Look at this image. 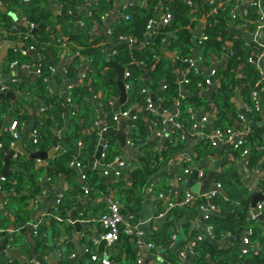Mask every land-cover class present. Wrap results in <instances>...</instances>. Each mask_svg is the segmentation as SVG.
<instances>
[{"label":"trees","instance_id":"trees-1","mask_svg":"<svg viewBox=\"0 0 264 264\" xmlns=\"http://www.w3.org/2000/svg\"><path fill=\"white\" fill-rule=\"evenodd\" d=\"M54 2L57 4L59 14H55L50 10L48 2L45 0H16L8 5L9 10L18 12L20 17L36 26L45 25L46 29L24 40L26 47H35L39 51L41 60L36 64V67L42 65V74L26 88L19 89L17 84H8L13 91H21L22 95L16 101L9 98L0 99V122H3L5 117L12 113L13 119H17L19 127L23 128L30 121V108L40 103L42 108H45L40 112L39 107L41 105L36 108L41 117L35 125V128L40 131V138L37 143H34L29 133H27L26 139L30 141L28 142V149L31 152L48 151L53 147L57 132L66 127L65 113L69 110L70 114V128L60 138V144L64 149L55 158H50V164L45 168L36 167L35 162L37 159H25V163L32 172L29 180H25L26 184H21L23 174L18 175L20 180L18 179L17 183H11L8 181L9 178L3 183L4 191L11 188L17 190V194L10 195L9 198L16 216V225L22 229L28 225L29 207L33 202H37V196L44 189L40 180L44 174H47L50 181L55 180L60 175H65L72 185L69 193L63 195L61 204L54 207L59 214H64L66 210L78 205V196H84L83 193L88 194L87 197L90 195L95 198L97 191L105 190L109 186L104 177V169L89 170L86 173L84 182L80 183L77 168L70 163L72 160L78 159L86 165L85 162L88 161L86 153H83V155L76 154L78 141L84 138L79 117L84 118L86 125L90 119H93L94 124L98 120L96 110L89 114V111L94 109L92 103L94 97H97L96 99H99L105 107H108L110 102L120 95V89L117 85V72L115 70L104 72L107 66L105 51L97 46L99 41L92 38L94 29L103 24V17L107 14L110 15L116 9V1L100 0L92 3L89 10L82 11L78 16H74V12L73 14L70 13L71 10L76 8L77 0H55ZM145 2L146 4L143 3L140 6L128 7L125 13L130 16V19L118 18L110 27L113 40L118 42L121 37H131L133 41L132 45L127 42L121 43L116 48L117 53L111 58L114 64L131 72V77L128 79L131 84L129 102L124 108L131 106L145 108L144 114L146 113V117L149 118L146 119L137 115L136 119H131L128 122V136L140 149V166L132 172V185L130 187L126 185L127 178L120 180L116 186L119 196L121 194H131L133 197H130V200H137V204H140L145 197L144 189L151 182H153L151 187L154 195L159 193L171 194L169 189L175 173L168 165H170L175 155L185 147L188 133L185 129L192 130L196 123L195 115L190 111V108L194 110L206 105L203 98L197 96V94L201 92L199 84L204 83L208 77V72L204 67L210 65L214 55L229 54V62L227 69L219 68L217 70L218 77L222 78V85L213 94L218 113L212 125H208L209 127L226 128L232 126L239 115L234 105V97L241 85V95L244 96L245 103L249 105L252 103V91L255 89L256 84L261 82L264 85L263 76L257 65L250 62V58H253L262 49L257 44L249 43L242 32L235 30L233 27L236 25L242 27L246 24L248 30L254 32L255 26L249 25L247 21L259 19L260 13L257 7L247 4L245 9L250 12L249 16L246 18H233L232 10L235 7L236 0H146ZM165 3H167L165 11H171L173 15L172 21L169 26L159 28L157 34L152 36V39L145 44L149 21L155 20L156 14L164 7ZM215 8L217 9L216 12H214ZM240 11L244 10L241 8ZM77 19L83 21L82 27H76L75 22ZM199 19H206L204 35L202 36L206 39H203L201 44H197L198 56L202 58L201 66L197 72L193 71L186 75L188 68L186 60L194 57L193 51L196 48V43L193 31L198 26ZM3 25L10 28L11 17L0 11V27ZM27 31L28 28L22 26L18 30H13V35L17 36L18 33ZM170 32L173 33L171 37L169 36ZM166 40H169L167 45ZM64 44H69L74 47L76 52H80L81 56L91 59L86 79L83 83H77L69 91V94L67 92V97L61 91L58 93L53 92L50 83L53 80L58 85L64 82V84L73 82L77 77V67L82 59L81 56L76 55L71 58L69 63L65 64L64 78L57 69V64L61 61ZM167 51L176 53L175 60L167 56ZM16 58L17 56H14L13 60ZM20 63L23 62L20 61ZM54 67L56 73L53 75L51 70ZM179 73L189 80V84L184 87L183 98L180 97L182 88L179 84ZM240 74H242L241 78ZM47 77H51L48 82L45 81ZM144 90H148L149 93H143ZM153 90H156L154 104L158 108L154 112L147 109V97L151 94L154 95ZM67 98L71 99L73 107L67 102ZM178 101L180 114L176 118L183 123L184 129L183 131L173 129L175 138L172 142L166 143L164 147H160L158 138L152 134H156L164 128L162 122L167 116H164L161 110L166 109L168 113H172ZM73 111H75V114H73ZM250 115L254 117L260 115V113H250ZM148 120H151L152 123L149 124ZM111 123V126H114L115 122L112 119ZM249 123L252 126V132L247 135L248 145L254 147V151H252L254 154L250 157V166H254L262 157L264 149L257 151L253 143L264 147V130L250 120ZM150 137L153 138L150 139ZM99 138L98 129L97 131L95 129L88 137V148L86 150L88 153H94ZM14 141L15 139L9 128L0 134V143L2 144V149L0 148V169L4 166L2 150H9ZM117 141L114 136L110 137V146L104 162H111L119 156L122 149L119 148ZM12 163L14 164V162ZM17 163H20V161L16 160ZM230 174L232 175L231 178L225 180L223 184L229 195L226 197L221 192L217 194L214 203L218 205L219 210L213 213L209 219V222L214 225L215 236L212 241L203 239L194 248V252L199 254L197 263L205 264L207 261L206 256H211L214 262L221 261L222 264H264V222L260 218H252V194L243 185V180L240 179L236 171ZM156 176L160 177L159 182L154 181ZM85 185L89 187L88 193L84 190ZM261 185L264 190V179ZM184 195L185 192L181 191L177 196L178 200H182ZM202 202L203 200L200 199L192 206L181 205L177 202L175 206L168 210V215L165 217L160 231L154 233L152 237L148 235V240L155 242L157 246L166 243V237L168 239L171 237L169 231L175 225L176 217L185 215L187 219H190L199 216ZM154 204L157 206V210H155L157 215L168 208V201L164 198L154 200ZM10 222V218L2 214L0 210V228H8ZM247 228L253 229V233L250 234L253 247H251L249 253H242V246L237 240L234 241V246L229 250L225 247H219V243L225 239L224 237L238 235ZM46 229L47 227L44 225L39 226L37 252L41 260L48 251V246L44 241ZM129 237L132 236L122 233L120 240L116 243H120ZM157 238L161 239L157 240ZM66 244L72 245L71 242ZM64 246H66L65 243L61 247ZM254 247H260V251L255 252ZM69 256L62 263L68 262L70 260ZM118 258L121 259L119 256ZM118 258L115 256L116 260H111L112 264H119V262L122 264ZM0 264L22 263H19L18 259L15 258L12 261H6L0 255ZM134 264H138V261H135Z\"/></svg>","mask_w":264,"mask_h":264},{"label":"crops","instance_id":"crops-1","mask_svg":"<svg viewBox=\"0 0 264 264\" xmlns=\"http://www.w3.org/2000/svg\"><path fill=\"white\" fill-rule=\"evenodd\" d=\"M19 1H30V0H19ZM116 2V9L114 12L110 14V16L107 18L105 24L97 26L94 31L92 32V38L97 39L99 41L98 45L100 48H102L105 51L106 56V62L107 66L104 70H114L109 65L114 64L111 60L112 56H114L117 51L116 48L123 42L115 41L109 34L110 27L112 23L117 20L118 18H124L125 11H127L128 7H134V6H140L141 4H146V0H115ZM93 3V0H77V6L75 9L71 10L70 13L74 16H78L82 11H87L90 9L91 5ZM7 4L6 9L7 12L2 11V5L0 1V11L3 13H13L17 18L14 19L11 16V27H5L4 25L0 27V57H2V62L0 63V83L2 84H9V83H15L19 87V89L26 88L29 84L34 83L39 77L35 75L33 72L25 71L21 68H17L15 70L10 69L9 65L13 61H22L23 63H29L31 65H35L38 60H40V53L37 50H34V54L27 53L28 58L23 54V51L21 48H19V44L22 46H26L24 44V40L21 37L22 33H18L17 36L13 35V30H18L20 27L26 25H23L22 23L27 24V20L23 17H20L18 12H14L12 10H9V5ZM166 4H164V7L161 9L166 8ZM49 9L51 5L48 3ZM53 6L57 7V4L53 2ZM58 9V7H57ZM160 9V10H161ZM51 10V9H50ZM217 9H214V12H216ZM54 12V11H53ZM57 12H54L55 14H59ZM264 12V10H263ZM163 16V14H162ZM162 16H160L159 20L155 21L159 23ZM81 20L77 19L75 24L76 27H80L79 22ZM206 23V19H199V24L196 28H194L193 36L196 43V48L194 49L193 56H198V47L197 44H199V39L204 35V24ZM200 28H202V34L198 37H195L194 32L198 31ZM158 31V27L154 28ZM21 32V31H19ZM251 37L252 35L249 34ZM169 36H173V33H169ZM152 39L151 34H147L145 38V44ZM250 41V40H248ZM169 42V40H166V45ZM261 42V41H260ZM129 43V42H127ZM263 45V41L261 42ZM130 44V43H129ZM8 45V46H7ZM131 45V44H130ZM167 56L170 59L175 60L176 53L175 52H166ZM168 54H173V58L170 57ZM77 55L76 50L74 47L68 45L64 46L63 52L61 54V61L59 64H57V69L61 73L65 75L63 72L65 64L71 60V58L75 57ZM17 58L13 60V57ZM24 59V61H23ZM82 62L77 67V77L74 79L73 82H68L67 84L61 83L60 85L54 83V80L50 83V86L52 88L53 92H63V94L66 97V86L69 83H73V85L77 83H83L84 80L87 77V69L89 66V63L91 59L81 56ZM228 62L229 59L227 57V54L225 55H214L211 63L209 66L204 67V69L208 72H210L213 69L218 70L220 69H227L228 68ZM118 66V65H117ZM36 67V66H34ZM261 68L262 73L264 74V60L261 62ZM123 69V68H122ZM124 73L126 69H123ZM178 70V69H177ZM178 72H180L178 70ZM208 72V74H209ZM10 74H17V76H11L7 77V75ZM179 76V74H178ZM242 74H240L241 78ZM65 78V76H64ZM118 78V73H117ZM124 78V75H123ZM180 79V76L178 77ZM147 81V80H146ZM242 87V85H241ZM240 87V88H241ZM220 87L217 84H214L210 86L208 89L200 92L201 95H198L203 98V100L206 102V105H203V107L195 109V118H196V124L198 125L197 128H194V130H187V136L185 140V147L182 149V151L178 152L175 157H177L178 164H181L182 166L190 165L192 166V171L194 169L202 170L205 173V177L202 180H206L211 173L213 172V181L210 183L208 187V191H212L213 187L216 185V183H221L222 189L228 193L226 188H224L223 184L224 181L231 178V172H237V175L240 177V179L243 180V185L247 187L250 190V193L252 196L256 193H263L264 190L262 189V181L264 179V153L262 157L259 159V161L254 165L250 166V163L247 165L246 162L243 160V158L235 151L232 150L229 144H221L216 147H211L210 143L205 137L206 132H210L213 127H209L208 125H212L214 119L217 117L218 110L215 106L214 100H213V94L219 89ZM238 89L235 93L234 97V105L237 108V111L244 112V106L245 101L243 99V95H241V89ZM264 88V87H263ZM126 90V89H125ZM127 91V90H126ZM17 95V100L22 95L21 91H12ZM128 93V100L119 105V111L124 109H129L130 111L136 110V115H140L147 118L146 113L144 114L145 108H138L131 106L129 108H124L128 102H129V92ZM149 91L147 90V94ZM152 93V92H151ZM154 95L151 96L152 100H154V96L156 94V90H153ZM148 96V97H149ZM97 97H94L93 108L92 111H89V114H92L93 110H96L97 112V119L99 122V126H96V122L93 124V119L87 121L88 124L86 125L84 123V118L82 116L79 117V123L82 126L83 129V135L84 138L80 139L78 141V148L76 150L77 155H83V153L87 154L86 159L88 160L85 162L86 165L82 169H78V179L80 183H83L84 180L81 178L83 174H86L89 170L93 169H104V160L102 159V162L100 160H97L93 167H90V161L88 159L89 156H94L97 153V148L101 140V133L98 145L96 146V150L93 154L88 153L86 150L88 148V137L95 131L102 130L103 125H108V122L111 123V119L114 113L117 111L114 110L115 105L119 102L120 95L114 100L110 102V105L108 107H105L99 99H96ZM96 99V100H95ZM41 104L37 103L33 108H30V121L26 126H23V128L19 127L20 130V136L19 138L12 143V146L9 148V150H2L3 152V158H4V166H5V157L6 155L10 154L11 151H13L12 157L9 161V169L12 171V175L5 176L11 183H17L18 179L20 180L19 176L20 174H23V177H21V184H26L25 180H29V178L32 175V172L28 168V165L25 163V159H31L28 155L25 154V151H29L28 149V142L26 139L27 133L32 131V129L35 128L36 123L41 119L40 113L36 111V108L39 107ZM42 108L39 107V112ZM154 112L153 110H150ZM175 112V108L173 109L172 113ZM82 113V112H81ZM69 110L65 113L66 116V127L62 130H59L57 132V135L59 136L58 141V147L56 150V154L54 157H49L46 159H37L35 162L36 167H47L48 164H50V158H55L56 155L61 152L64 147L62 144H60V138L64 135L65 131L70 128V122H69ZM85 116V114H84ZM92 116V115H91ZM208 118V122H203L201 119L203 117ZM259 116H262L261 118H258ZM248 119L253 122V124H256L260 128L264 130V114L255 115L252 117L251 115H248ZM14 120L12 117V113H9L3 122H0V134H2L5 130L9 128V125L11 121ZM131 118H129V121ZM210 122V124H208ZM148 123L151 124L152 121L148 120ZM156 125V124H155ZM121 126V120L120 123H114V126H111L112 129H119ZM109 128V129H111ZM153 136H156L159 140L160 147H164L166 143L172 142V140L175 138V133L173 130V127L171 125L166 127V130L161 135L152 134ZM110 137L107 138V140L110 142ZM153 137H150L152 139ZM129 136L127 137V140H129ZM128 142V141H127ZM117 144L119 148L122 149L120 151L119 156L127 161V167L126 170H124L123 175L121 178H115L112 175H106L104 173V177L106 178V182L109 184V186L105 190L97 191V196L95 198H92L90 195L87 197L88 194H84V196H78L79 202L78 205L66 210L64 214H59L58 210L54 208L56 206V199L60 194L67 195L69 191L72 189V185L69 182L68 178L65 175H60L55 180H51L47 177V174L43 175L40 180L42 185L44 186V189H46L47 194L45 196H42L37 202H33V204L29 207L30 209V218L28 221V225L26 228L22 229L20 226L16 225V216L14 214V211L12 209V204L10 202V195H16L17 190L15 188H11L9 190H3L0 191L3 193L4 198L0 197V210L1 213L6 215L10 218L11 222L8 228H0V255L6 259V261H12L14 258L18 259L16 257H12L9 254V249H19L22 253L26 254L27 260L26 261H19V263H26V264H36L34 261H37L40 264H51L52 261H55L56 264H69L70 261L75 257V255L79 254L78 260L76 264H100L99 260L92 259V254H98L100 257L102 255L109 256L111 260H116V258L121 257L119 259L122 264H134L135 261L137 262L140 257L144 259L143 264H176L177 262L181 264H198L197 263V257L199 256L198 252L194 253L190 250V244L191 241L194 240L197 236H201L204 240L212 241V239L208 235V231L206 228V222L203 219V215L195 216L190 219H187L186 216L182 215V217H176L175 219V225L170 229L169 233L170 236L169 239L166 237L167 242L164 244L156 245L155 248H142L141 255L139 254L140 248L137 242V239L135 236L129 237L125 240H123L120 243H116L113 246H107V244H103V240L99 241L100 235L103 233V227L99 221V217L101 214H103L104 211L108 210V197L114 196L115 199H117L121 204V210L123 215L125 216V219L128 222H131L132 224L136 225L140 229H142L146 233V240H148L149 237H152V235L156 232H159L161 227L163 226L165 217L168 215V208L166 211L165 216L159 217L154 208V201L150 196L149 188L151 187V184L148 187L144 189V198L141 200L140 204H137V200L132 199L130 200V197H133L131 194H121L119 196L118 194V188L116 186L120 182V180L127 178L126 185L130 187L132 185L131 175L132 172L140 166V149L135 143L133 142L134 146H136L135 149H129V144L127 143V146L125 148H122L118 141ZM257 151H262L264 147L258 146L257 143H253ZM54 147V145H53ZM53 147L50 149L52 150ZM2 149V146L0 147ZM48 150V151H50ZM252 151H254V147L252 146ZM254 153H251V155ZM16 160H19L20 163L16 164ZM14 162V164L12 163ZM82 162V161H81ZM2 167V169L4 168ZM169 168H171L174 173L175 177L172 179L171 182V188L170 193H174L173 196H177L181 191L185 190V186L188 180L184 181L181 180L179 177L181 175V169L180 166L176 167L171 165H168ZM0 169V170H2ZM82 170V171H81ZM191 171V173H192ZM229 171V172H228ZM190 173V174H191ZM188 175V178L190 176ZM154 181L159 182L160 177H154ZM199 182V183H202ZM107 191V192H104ZM41 194V193H40ZM229 195V194H228ZM172 201L177 203L176 200H178L177 197L173 198ZM228 197V196H227ZM180 201V200H178ZM169 204V202H168ZM253 208V206H252ZM79 209V210H78ZM76 211V217L80 221H84L85 224L82 227V231L80 233V237H78V232L76 230V227L73 225L71 220V215L73 212ZM264 222V220H263ZM39 224V226L44 225L47 227L46 232L44 233V241L46 242L48 246V251L46 252V255L43 256V260H41L38 257V234L34 233V226L35 224ZM245 229L242 231V233L235 235V236H229L224 237L220 243V248H227V250L231 249L232 246H234V241L237 240L238 243L242 246V239L246 231ZM176 235V238L173 240V235ZM151 235V236H150ZM238 236V237H237ZM98 239V242L96 240ZM161 238H157V240H160ZM203 241V240H202ZM71 242L72 245H67L66 243ZM153 242V241H149ZM65 243L66 246L63 248L61 247ZM155 243V242H154ZM78 247L81 248V251L78 252ZM112 249V251H111ZM255 252L260 251V247H254ZM183 250V254H182ZM40 253V252H39ZM136 254V257H135ZM70 255V256H69ZM69 256L70 260L66 263H62L63 260H65ZM206 263L205 264H222L221 261L214 262L211 258V256H206ZM119 264H121L119 262Z\"/></svg>","mask_w":264,"mask_h":264},{"label":"built area","instance_id":"built-area-1","mask_svg":"<svg viewBox=\"0 0 264 264\" xmlns=\"http://www.w3.org/2000/svg\"><path fill=\"white\" fill-rule=\"evenodd\" d=\"M100 0H93V3L98 2ZM191 4V3H190ZM250 5V6H255L257 7V9H259V13H260V17L257 20H248L247 23L249 25L255 26V30L254 32H251L250 30H248L247 25L244 24L242 27L239 26H233L235 28V30L237 31H241L242 34L246 37L248 36L249 38L246 37L249 43L252 44H257L259 45V48H261L262 50H260V52L256 53L253 58H250V62H253L254 64L257 65L258 70L260 71L261 75L263 76L262 81H264V74L262 73V68H261V62L264 60V45L261 43L263 41L264 43V0H236V4L235 7L232 10V16L233 18H238V17H242V18H246L249 16V11L245 9L246 5ZM242 8V10L244 11H240ZM110 15L107 14L105 17H103V24H105L107 18ZM173 15L171 13V11L166 10L163 13V16L161 18V20L159 21V23H157L155 20H150L149 24L147 26V34H151V36H155L157 34V30H155L154 28H156V26L159 28L161 27H167L170 25L171 21H172ZM124 19L125 20H129L130 16L128 14L125 13L124 15ZM28 25L30 27V29H34L37 26L28 22ZM80 27L83 26V21L81 20L79 22ZM109 34L111 35V31L109 30ZM251 34L252 37L249 35ZM31 36L30 34V30H28L27 32L21 34V37L23 40L28 39ZM206 39V37H202L199 41V44H201L202 40ZM119 41L121 42H129L131 45L133 44V41L131 39V37H121L119 39ZM261 41V42H260ZM69 45V44H68ZM67 44H64L63 46H68ZM29 50H34V47H29ZM231 50V48H229ZM23 54L26 55L27 51L22 50ZM229 51V50H228ZM77 55L81 56L80 52L77 51ZM227 57L229 58V54H227ZM201 61L202 58L200 56H196L193 57L191 59L186 60L187 64H188V68L186 70V75H188L191 72H197L198 69L201 66ZM10 69H17V68H21L25 71L28 72H33L35 75L37 76H41L42 74V65L40 64L38 67H32L29 64L26 63H20L18 61H13L10 65H9ZM52 74L54 75L56 73V68L54 67L51 70ZM209 72V71H208ZM217 70L213 69L209 72L207 79L205 80L204 83L199 84V88L201 89V92L208 89L210 86L217 84L219 87L222 85V78L218 77L217 75ZM131 77V72L126 69L125 73H124V78H123V82L125 85V89L129 92L131 90V84L128 81V79ZM51 77H47L45 79L46 82L49 81ZM179 84L181 86V91H180V97L183 98L184 97V92H185V85L189 84V80L187 77H183L181 76V78L179 79ZM13 84V83H12ZM15 84V83H14ZM76 86L75 84L73 85V83H69L66 86V94L71 89H73V87ZM264 85L261 84V82H258L255 86V89L252 91V103L249 104H245L244 106V112H240L238 115V118L234 121V123L232 124V126H228L226 128H216L213 127L212 130L210 132H206L204 135L206 137V139L208 140V142L210 143L211 146L216 147L218 145L221 144H229L230 147L232 148L233 151L237 152L242 158L243 160L246 162V164L248 165L250 163V157H251V153H252V147L249 146L248 144V140H247V135L250 134L252 132V126L249 123V119H248V115H250V113H260V114H264ZM9 91H13L8 84H2L0 83V94H6ZM143 93L147 94V90H144ZM67 97V95H66ZM161 100V99H160ZM67 102L70 103L71 107H73L72 105V101L70 98H67ZM147 109L153 110V111H157V107L154 104V100H152V98L149 96L147 97ZM179 106V101L176 102V106H175V112L171 114V116L168 118L166 117L165 119H163V125L164 128L160 131L157 132L158 135H161L162 133H164V131L166 130L167 125H171L173 127V129H177L180 131H183V123L180 122L176 117L180 114V110L178 108ZM45 108H41V110H44ZM162 113L164 114V116L168 113V111L166 109H162L161 110ZM190 111L193 112V114L195 115L196 111L195 109L193 110L192 108H190ZM73 114H75V111H73ZM122 117H126V118H131V119H136L138 116L136 114L131 115V111L129 109H124L121 110L119 112H116L113 114L112 116V121L115 123H120V120ZM203 122H208V118L203 117L201 119ZM155 124H157L155 122ZM96 126H99V122L98 120L96 121ZM104 127H102L101 132L98 131V133L102 134V131L107 130L109 128H111V124L110 122H108V125H103ZM198 125L195 123L194 127L192 130H194V128H197ZM9 130L11 131L15 141L19 138L20 136V130H19V123L17 119H14L11 121L10 125H9ZM30 136L33 139L34 143H37L39 138H40V131L37 128L32 129V131L30 132ZM183 137V135H182ZM129 146V149H135L136 146H134L133 141L131 139L127 140ZM2 146V144L0 143V147ZM110 143L109 141L106 139L105 144L103 145V151L101 154L102 159L104 160L106 155H107V151L109 149ZM104 163V173L106 175H112L115 178H121L123 175L124 170H126L127 167V161H125L124 159H122L120 156L115 157L114 160H112L111 162H103ZM73 167L78 168V169H82L83 167H85L84 163L81 162L78 159H74L71 161L70 163ZM171 165L173 166H180L179 169H181V175H180V179L181 180H188V175L191 173L192 171V166L187 165V166H182L181 164H178V160L177 157H174L173 160L171 161ZM82 171V170H81ZM205 177V173L202 170H199V182H202V180ZM83 180L86 179V174H83L81 177ZM7 181V177L5 176H0V191H3V183ZM222 184L221 183H216V185L213 187L212 191H207L204 193H194L189 189L184 190L185 195L183 196V199L179 202L181 205H188V206H192L194 205L195 202H197L198 200L202 199L203 202L200 204V210H201V215H203V219L204 221L207 223L206 224V228L208 231V235L211 239L214 238L215 234H214V225L212 223L209 222V219L211 217V215L215 212H217L219 210L218 205H216L214 203V199L217 197V194L220 193V189H222ZM215 187H217V189H215ZM84 190L86 193L89 192V187L87 185H85ZM149 192H150V196L151 198L154 200L159 199V198H164L166 199L169 204H168V209L172 208L173 206H175V202L172 201V195L173 192L169 195H164V193H159L157 195H154L153 193V188L150 187L149 188ZM47 194L46 189H43L41 194L37 196V200L38 201L42 196H45ZM178 196V195H177ZM175 196V197H177ZM63 194H60L57 199H56V205L61 204V200H62ZM108 210L105 211L100 217H99V221L103 227V233L100 235V239L99 241L103 240L105 241V244H107V246H113L117 241L120 240L122 233L128 235V236H135L140 248L139 254L141 255L142 253V248L145 246L147 248H155L156 245L154 242H149L146 240V233L140 229L139 227H137L136 225L132 224L131 222H128L125 219V216L122 213L121 210V204L120 202L115 199V197L110 196L108 197ZM154 208L155 210H157V206L154 204ZM168 211H164V212H160V214H158L159 217H163L166 215ZM251 216L253 219H258L261 216H264V199L259 201L256 206H254L253 208H251ZM34 233L38 234L39 233V224H35L34 226ZM253 233V229L252 228H248V230L246 231V233L243 236L242 239V253H249V251L251 250L252 246V242H251V238H250V234ZM176 238V235H173V240ZM202 237L201 236H197L194 240L191 241L190 244V250L192 252H194V248L198 245V243L200 241H202ZM96 242H98V239L96 240ZM195 253V252H194ZM182 254H183V250H182ZM92 259L94 260H99L100 264H112V261L110 259L109 256H105L102 255L101 257L98 254H92ZM144 259L142 257H140L138 259V264H143ZM176 264H181L179 262H177Z\"/></svg>","mask_w":264,"mask_h":264},{"label":"water","instance_id":"water-1","mask_svg":"<svg viewBox=\"0 0 264 264\" xmlns=\"http://www.w3.org/2000/svg\"><path fill=\"white\" fill-rule=\"evenodd\" d=\"M0 1H1V5H2V11L7 12V9H6L7 4L11 3V2H14L16 0H0ZM45 1L48 2L51 5L50 9L52 11L57 12V10H58L57 7L53 6V2L55 0H45ZM163 13H164V9H161L156 14L155 19L159 20L160 16H162ZM9 15L12 18H14V19L17 18L13 13H9ZM22 24L26 25L28 30H30L31 36H35V35H37V33L39 31H41L43 29H46L45 25L37 26L34 29H30V27L28 25V22H27V24H25V23H22ZM201 34H202V28H200L198 31L194 32L195 37H198ZM246 37L249 38L248 36H246ZM19 48H21L22 50L27 51V53H29V54H34V52H32V50H29L26 46H22L21 44H19ZM168 55L173 58V54H168ZM1 62H2V57H0V63ZM109 66L118 73L117 85H118V87L120 89V99H119V102L115 105V108H114V110L118 112L119 105L125 103L128 100V93L125 90V85H124V82H123L124 70L120 66H117L116 64H110ZM61 74L63 76H65L62 72H61ZM11 76H17V74L7 75L8 78L11 77ZM179 76L181 78V74L180 73H179ZM198 95H201V93L199 92L197 94V96ZM3 98H9L11 100L16 101L17 100V95L14 92L9 91L6 94H0V99H3ZM135 113H136V110H132L131 111V115H134ZM171 114L172 113H167L166 116L169 118L171 116ZM128 122H129L128 118L122 117L121 118V126H120V128L118 130L111 128V129H107V130L102 131V135H101L102 138H101L100 143L98 145L97 153L94 156H89L88 157V159L90 161V167L91 168L93 167V164L97 160H100V162H102L101 154H102V151H103V145L105 144L106 139L109 136H114L118 140V143H119V145L122 148H125L127 146V143H128L127 142ZM58 141H59V136L56 135L55 138H54V143H53L54 147L50 151H35V152L25 151V154L28 155L30 158H33V159H46V158H49V157H54L55 154H56L57 147H58ZM12 154H13V151H11L10 154L6 155V157H5V166H4V168L2 170H0V176L12 175V171L9 169V161H10V159L12 157ZM213 174L214 173L212 172L211 175L208 178H206V180H204L202 183H199V170L198 169H194L192 171V173L190 174L189 178H188V181L186 183L185 188L191 190L194 193L207 192L210 183L213 181ZM215 189H217V187H215ZM220 192L222 194H224V196H226V197L228 196V193L225 192L223 189H220ZM0 197L4 198V195H3L2 192H0ZM263 199H264V194L263 193L260 192V193L254 194L252 196V206L253 207L256 206V204L259 201L263 200ZM71 216H72L71 217L72 223L76 227V230L78 232V237L77 238H79L80 237V233L82 231V227L85 224V222L84 221H80V220L77 219L76 211L73 212ZM260 219L264 220V216H261ZM104 243H105V241H103V244ZM80 251H81V248L78 247V252H80ZM9 254L12 257L18 258L20 261H26L27 260V257H26L27 255L22 253L19 249H14V248L12 249L11 248V249H9ZM78 257H79V254L75 255V257L70 261L69 264H76L77 260H78ZM34 262L36 264H40L37 261H34ZM51 264H56V262L52 261Z\"/></svg>","mask_w":264,"mask_h":264},{"label":"flooded vegetation","instance_id":"flooded-vegetation-1","mask_svg":"<svg viewBox=\"0 0 264 264\" xmlns=\"http://www.w3.org/2000/svg\"><path fill=\"white\" fill-rule=\"evenodd\" d=\"M23 33H24V32H23ZM23 33H22V34H23ZM27 48H29V47H27ZM34 50H37V49L34 47ZM34 50H32V51H34ZM25 56H27V54H26ZM40 60H41V57H40ZM40 60H38V61L36 62V64H38V62H39ZM11 63H12V62H11ZM11 63H10V64H11ZM26 64H29V63H26ZM36 64H35L34 66H37ZM29 65H31V64H29ZM31 66L34 67L33 65H31Z\"/></svg>","mask_w":264,"mask_h":264}]
</instances>
